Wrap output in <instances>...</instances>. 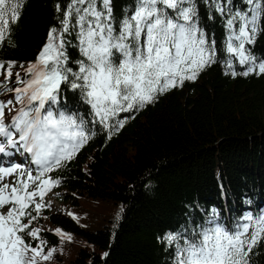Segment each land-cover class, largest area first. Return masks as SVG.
<instances>
[{
	"label": "snow or ice",
	"instance_id": "snow-or-ice-1",
	"mask_svg": "<svg viewBox=\"0 0 264 264\" xmlns=\"http://www.w3.org/2000/svg\"><path fill=\"white\" fill-rule=\"evenodd\" d=\"M23 2L0 0V46ZM204 3L209 19L212 10L222 17L225 36L219 45L200 23L196 0H136L121 19L113 14L112 0H66L63 8L56 3L58 25L50 27L24 77L17 72L13 81L16 62L5 67L0 61V96L12 94L0 99V264H44L53 258L57 249L48 248L42 228L34 226L47 219L42 211L51 202L45 197L61 183L50 173L66 167L98 131L111 139L135 118L121 113L139 112L185 81L194 82L218 62V51L226 75L264 74V58L249 47L264 32V0H242L244 7L234 0ZM70 48L80 58H71ZM62 85L79 91L87 114L61 103ZM186 231L164 237L172 264H253L254 249L264 242V210L228 224L213 212L205 224ZM54 232L72 240L59 228Z\"/></svg>",
	"mask_w": 264,
	"mask_h": 264
},
{
	"label": "trees",
	"instance_id": "trees-1",
	"mask_svg": "<svg viewBox=\"0 0 264 264\" xmlns=\"http://www.w3.org/2000/svg\"><path fill=\"white\" fill-rule=\"evenodd\" d=\"M58 2L63 8L66 0H24L18 22L0 46L5 67L16 62L13 81L17 72L24 77L50 27L58 25ZM135 3L112 0L114 16L130 14ZM234 3L244 7L242 0ZM196 4L200 23L219 45L225 36L222 17L212 10L209 19L204 0ZM249 47L264 58V32ZM69 55L80 58L75 48ZM217 55L218 62L194 82L185 81L139 112L121 113L135 118L111 139L98 131L66 167L50 173L61 181L51 191L60 202L82 214L91 207L89 216H96L82 224L57 206L44 209L47 219L34 226L42 228L48 248L57 249L44 264H172L164 240L169 232L188 234L213 212L228 224L264 210V74L226 75ZM235 70L243 69L235 63ZM62 88L61 103L87 114L79 91ZM57 228L72 240H61ZM254 252L253 264H264V242Z\"/></svg>",
	"mask_w": 264,
	"mask_h": 264
},
{
	"label": "rangeland",
	"instance_id": "rangeland-1",
	"mask_svg": "<svg viewBox=\"0 0 264 264\" xmlns=\"http://www.w3.org/2000/svg\"><path fill=\"white\" fill-rule=\"evenodd\" d=\"M15 159L18 160L17 162H22L23 161V157H18V158L15 157ZM8 182H11V178H9V181ZM48 201L51 202V205L57 206L58 208H61L62 210H64L68 214L71 213V211H72L76 215V219L78 221H80V223H82V224L88 223L89 219H94L95 216H96L95 215L93 218H92V215L89 216L90 212L92 210H94L91 207L88 208L87 209L88 211L84 212L83 214L80 213V212H78V211H76L74 208H71V207H70L71 208V211H70L69 207L65 206L62 202H60V200L58 199V196H57L56 192H50V193L47 194V196L45 197V202H48ZM98 206L99 205H97L95 208H97ZM70 216H72V215H70Z\"/></svg>",
	"mask_w": 264,
	"mask_h": 264
}]
</instances>
